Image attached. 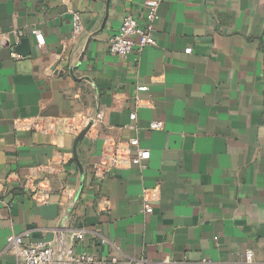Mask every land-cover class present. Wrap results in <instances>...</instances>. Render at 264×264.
Returning a JSON list of instances; mask_svg holds the SVG:
<instances>
[{"label": "crops", "instance_id": "crops-1", "mask_svg": "<svg viewBox=\"0 0 264 264\" xmlns=\"http://www.w3.org/2000/svg\"><path fill=\"white\" fill-rule=\"evenodd\" d=\"M145 1L0 0V264L26 232L107 264H264V0H156L158 44L111 54ZM107 139L145 167L98 176Z\"/></svg>", "mask_w": 264, "mask_h": 264}, {"label": "built area", "instance_id": "built-area-1", "mask_svg": "<svg viewBox=\"0 0 264 264\" xmlns=\"http://www.w3.org/2000/svg\"><path fill=\"white\" fill-rule=\"evenodd\" d=\"M145 13L143 22H140L132 15L126 16L117 34H115L108 43L109 52L121 58H127L134 52L141 53L146 48L156 46L158 44L156 37V23L159 20V2L156 0H147L144 3ZM83 32L82 17L79 13H72V34L76 38ZM38 45L41 47L45 44L43 35L38 31H33ZM191 49L186 50L190 54ZM140 90H145L141 87ZM136 114L131 115V120H136ZM96 122V119L73 121L70 129L73 134L78 135L86 129L90 123ZM163 128L162 122L155 121L151 124L150 129L161 130ZM105 151L96 167V174L100 177L108 176L112 171L128 166H139L144 168L142 157L140 155H133L129 148H124L120 144L112 140H105ZM145 211L151 214L154 211L150 203V198L145 197ZM30 237V233L26 232L19 235L14 240L12 245V252L16 254L19 264H107L99 260L93 254H80L75 250L74 245L53 244L50 242H33L27 243L26 240ZM82 234H75L71 236V242L82 240ZM254 254L252 251H247L243 262L250 264L253 262ZM116 262V260H113ZM174 264V263H172ZM200 264H215L210 260H202Z\"/></svg>", "mask_w": 264, "mask_h": 264}, {"label": "water", "instance_id": "water-1", "mask_svg": "<svg viewBox=\"0 0 264 264\" xmlns=\"http://www.w3.org/2000/svg\"><path fill=\"white\" fill-rule=\"evenodd\" d=\"M11 43L10 40H5L4 44L9 45ZM15 51L16 53L22 55V56H27L30 54V42L26 38L20 39V41L15 44ZM86 131H83L82 133H85ZM82 135V134H81Z\"/></svg>", "mask_w": 264, "mask_h": 264}]
</instances>
